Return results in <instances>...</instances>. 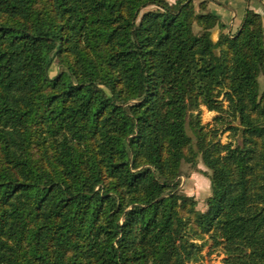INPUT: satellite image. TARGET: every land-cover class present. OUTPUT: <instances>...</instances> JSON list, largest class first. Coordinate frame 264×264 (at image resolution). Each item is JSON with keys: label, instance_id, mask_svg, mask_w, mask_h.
Here are the masks:
<instances>
[{"label": "trees", "instance_id": "obj_1", "mask_svg": "<svg viewBox=\"0 0 264 264\" xmlns=\"http://www.w3.org/2000/svg\"><path fill=\"white\" fill-rule=\"evenodd\" d=\"M210 2L0 0V264H264L263 18Z\"/></svg>", "mask_w": 264, "mask_h": 264}, {"label": "rangeland", "instance_id": "obj_2", "mask_svg": "<svg viewBox=\"0 0 264 264\" xmlns=\"http://www.w3.org/2000/svg\"><path fill=\"white\" fill-rule=\"evenodd\" d=\"M172 2V0H168ZM198 3V2H197ZM217 31L213 32V39L216 41ZM57 67H53L51 70V76H55L57 74ZM261 82V81H260ZM261 91H263V87L261 85ZM215 116L214 112L208 111L205 107L202 108L201 120L202 124L209 125L212 123L213 118ZM189 134L193 137L192 132L188 129ZM228 134H225L222 137V142L226 143L229 141ZM208 170L203 165L201 159H199V164L197 168H192L188 164H184L183 166V176L180 179V190L182 193L194 197L198 202V209L200 211L206 210V200L211 195V185L210 180L205 176V172ZM212 243H208L203 251V263L204 264H223V254L220 250H215L212 252Z\"/></svg>", "mask_w": 264, "mask_h": 264}, {"label": "crops", "instance_id": "obj_3", "mask_svg": "<svg viewBox=\"0 0 264 264\" xmlns=\"http://www.w3.org/2000/svg\"><path fill=\"white\" fill-rule=\"evenodd\" d=\"M248 9L261 14L264 23V0H211L209 4V10L219 15L228 27V32L233 34L241 27ZM215 30L218 37L219 29ZM260 81V87L262 85L264 91V78L261 77Z\"/></svg>", "mask_w": 264, "mask_h": 264}]
</instances>
